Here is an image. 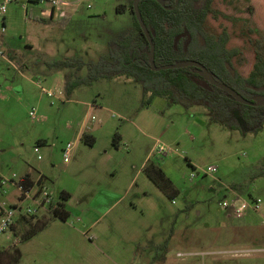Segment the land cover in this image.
Returning a JSON list of instances; mask_svg holds the SVG:
<instances>
[{
    "label": "rangeland",
    "instance_id": "374dc122",
    "mask_svg": "<svg viewBox=\"0 0 264 264\" xmlns=\"http://www.w3.org/2000/svg\"><path fill=\"white\" fill-rule=\"evenodd\" d=\"M67 1L53 17L42 12L50 9L46 3H7L0 35V173L19 177L29 171L33 182L69 193L65 223L80 232L52 221L70 241L65 256L80 251L87 264H113L101 250L117 254V264H264V124L243 134L210 121L203 106L154 97L142 107L141 86L125 76L91 80L68 92L67 81L86 77V66L48 62H96L108 57L112 40L136 30L132 12L116 10L129 0ZM211 6L205 27L215 34L226 29L227 47L239 49L233 66L246 76L255 60L252 41L264 39V0H212ZM82 132L94 136L93 145L80 140ZM148 158L162 168L173 195L144 173ZM208 166L216 171L205 172ZM236 199L252 205L241 217L221 206ZM18 229L0 235V250L16 245L22 252L18 264L62 262L37 259L34 240H22Z\"/></svg>",
    "mask_w": 264,
    "mask_h": 264
},
{
    "label": "trees",
    "instance_id": "16d2710c",
    "mask_svg": "<svg viewBox=\"0 0 264 264\" xmlns=\"http://www.w3.org/2000/svg\"><path fill=\"white\" fill-rule=\"evenodd\" d=\"M171 7L175 0H163ZM133 0L116 7L118 12L129 9L133 14L136 33L128 31L120 34L109 44L108 57H100L96 62L83 63L80 59H64L48 62L54 67L87 68L86 77L68 80L70 92L74 87L100 78L125 76L137 82L142 89V107H147L154 97H163L169 104H180L185 108L203 106L210 121L219 123L229 130L257 133L264 124V105H246L237 101L225 91L202 78L193 66L154 71L148 62L149 43L133 13ZM212 0H178L172 9H167L156 0H140L138 7L154 45L156 66L173 64L178 61L194 60L203 64L213 77L224 83L244 98L264 95V39L253 40L255 60L249 73L244 76L233 66V57L239 54L237 47L228 48L229 34L226 29L215 34L205 27L208 14L213 13ZM236 114V116H235ZM119 134L115 133L113 144L118 145ZM80 140L88 145L95 142L94 136L82 132ZM40 141H38L39 144ZM264 165V163H263ZM142 170L163 192L173 195L175 189L162 168L154 160L148 159ZM264 173L261 171V173ZM43 181V177H40ZM22 181L29 185L32 177L25 173ZM236 189V185H231ZM61 201L51 217H21L13 226V231L23 233L22 240L29 239L43 230L49 220H66L69 212L65 201L66 191L59 193ZM21 252L16 245L0 250V264H18Z\"/></svg>",
    "mask_w": 264,
    "mask_h": 264
},
{
    "label": "built area",
    "instance_id": "2783aa9c",
    "mask_svg": "<svg viewBox=\"0 0 264 264\" xmlns=\"http://www.w3.org/2000/svg\"><path fill=\"white\" fill-rule=\"evenodd\" d=\"M10 0H0V35H3L5 31V13L7 3ZM27 2L33 4L46 3L50 5L49 10H42L49 17L54 15V11L58 6H69L71 3L67 0H27ZM0 55H3V48L0 43ZM49 97H53V92H46ZM29 116L36 117L35 110L29 111ZM93 118V117H92ZM71 148V143H67L63 149V158L65 161L69 159V150ZM34 151L37 152L38 148L35 147ZM158 153L164 154L165 149L162 145L156 147ZM37 158H41L37 155ZM216 171L215 166H208L207 173H213ZM11 185L14 188L13 192H9L7 187ZM61 201L59 193H55L54 190L47 183H39L38 181L32 182L26 185L22 181V176H17L15 173L6 176L0 173V235L4 234L8 230H13V226L21 217H36L42 216L44 214H52L53 211L59 207V202ZM260 202L256 200L253 203V207L257 208ZM221 206L226 208L231 207L233 214L236 217H241L245 210L252 205H249L245 201H240L236 199L232 203H227L223 201ZM187 255L186 253L177 252V256L183 257Z\"/></svg>",
    "mask_w": 264,
    "mask_h": 264
},
{
    "label": "crops",
    "instance_id": "0c3cea01",
    "mask_svg": "<svg viewBox=\"0 0 264 264\" xmlns=\"http://www.w3.org/2000/svg\"><path fill=\"white\" fill-rule=\"evenodd\" d=\"M81 134H80V136H81ZM148 159H150V158H148ZM146 162H147V160H146ZM143 165H142V167H143ZM27 173L30 174L29 171ZM39 175H44V174L39 173ZM32 176L33 175L30 174V177H32ZM62 191H64V190H62ZM69 197H70V195H69ZM68 200H69V198L65 201V206H66V202ZM66 209H67V207H66ZM54 219H59V218H53V219L49 220V222L47 223V225L45 226V228L43 230L39 231L37 234H35L31 238L27 239V240H34V252L36 255L35 257L37 259H45L46 256H54L52 259L58 258L60 261H62V262H60V264H82V263L87 264V260H88L87 256L86 255L82 256V253L80 251H78V255H74V257H72V258H70V256L68 257V255L65 256V251H67L65 246L70 241L68 239H65L64 236H62V227L60 225H57L55 223V221H52ZM59 220H61V219H59ZM61 222L65 223L66 220H61ZM94 223L95 222H91L90 225H93ZM61 224H63V223H61ZM64 225L66 228H68L69 230H71L73 232H76V233L80 232V230L78 228L70 226L67 223H65ZM101 253L105 256V258L107 260H109L113 264H117V254L115 255L112 251L109 252V251H105V250H101ZM21 254H22V252H21ZM81 260H83V262ZM144 260L146 261V258H144ZM148 260H149V258H148ZM72 261H74V262H72Z\"/></svg>",
    "mask_w": 264,
    "mask_h": 264
},
{
    "label": "water",
    "instance_id": "95a60500",
    "mask_svg": "<svg viewBox=\"0 0 264 264\" xmlns=\"http://www.w3.org/2000/svg\"><path fill=\"white\" fill-rule=\"evenodd\" d=\"M140 0H133V13L134 16L144 34V36L146 37L148 43H149V51H148V62L151 66V69L154 71H159L162 69H172V68H180V67H187V66H193L196 68V72L205 80H207L209 83H211L212 85H214L215 87L225 91L226 93H228L229 95H231L232 97H234L237 101H239L240 103L246 104V105H253V106H263L264 105V95H256L253 96L251 100H248L246 98H244L241 94H239L236 90H234L233 88H231L230 86L219 82L218 80H216L213 75L207 70V68L201 64L200 62L194 61V60H186V61H178L176 63L173 64H165V65H161V66H156L155 62H154V45L152 43V39L151 36L148 32L147 27L144 24V21L141 17V13L139 11V4ZM160 5H162L163 7L167 8V9H172L178 2V0H175L174 5H172L171 7H167L164 5L163 0H156Z\"/></svg>",
    "mask_w": 264,
    "mask_h": 264
}]
</instances>
